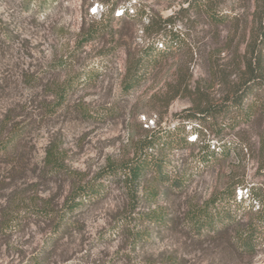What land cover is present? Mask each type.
Returning <instances> with one entry per match:
<instances>
[{"label": "rangeland", "instance_id": "374dc122", "mask_svg": "<svg viewBox=\"0 0 264 264\" xmlns=\"http://www.w3.org/2000/svg\"><path fill=\"white\" fill-rule=\"evenodd\" d=\"M191 1L0 0V264H34L38 257L42 264H126L127 256L156 263L264 264V250L240 254L224 237L195 233L187 219L192 207L238 181L237 196L246 198L251 187L264 196V121L246 123L242 110L223 102L244 70L252 36L264 31L263 0H219L230 19L218 27ZM113 4L134 16L112 14ZM148 18L170 22L167 29L177 31L186 46L154 69L143 57L140 71L147 76L126 92L122 82L130 61L153 40L168 42L144 30ZM94 22H103L100 33L85 42ZM209 55L219 59L217 75ZM178 77L219 99L212 117L188 118L192 98L173 97L170 87ZM154 128L193 140L153 153L168 162L169 180L154 186L148 171L132 194L124 177L98 178L109 162L132 159ZM205 144L215 149L214 165L196 159ZM227 144L239 153L230 149V156L221 157ZM50 151L58 153L56 165ZM176 170L184 183L172 178ZM89 182L94 199L68 213L72 226L51 239L55 222L41 209L63 214L66 197ZM152 188L157 198L150 196ZM4 212L15 218L10 228L2 226ZM129 212L164 217L135 249L116 226Z\"/></svg>", "mask_w": 264, "mask_h": 264}, {"label": "trees", "instance_id": "16d2710c", "mask_svg": "<svg viewBox=\"0 0 264 264\" xmlns=\"http://www.w3.org/2000/svg\"><path fill=\"white\" fill-rule=\"evenodd\" d=\"M98 2V1H97ZM99 3V2H98ZM101 3V2H100ZM196 3L197 9L204 12L209 19L211 26L218 27L225 25L229 22V15L222 13L221 2L219 0H194L190 2L193 6ZM104 4V3H103ZM107 6V4H104ZM264 6V0H263ZM118 8L117 4H113L111 7L112 14ZM107 9L106 11H108ZM262 16L264 17V7L262 9ZM122 13L130 16H134L133 12L130 13L128 9H123ZM103 16V15H102ZM148 23L144 27V30L148 34L161 35L167 37L168 42H153L148 43L141 52L139 57H135L132 62L127 66L126 74L122 82L123 90L128 92L141 84L143 79L147 76L146 72H141L143 57L148 59L149 65H152V69L163 66V63L167 62L170 56L181 51L185 46L184 38L174 31L173 29H167L170 22L164 21L165 24H160L154 19H147ZM263 20V19H262ZM168 22V23H167ZM264 22V21H263ZM103 26V22H94L86 32L85 42L91 40V37L100 33V27ZM264 31L260 29L254 36H252L251 42L246 48L247 54L243 56L244 70L240 74L238 81L233 82L230 86L229 93L223 98L224 104L227 108L234 107L235 109L242 110L240 113L242 119L246 123L255 124L264 121V95L261 97L259 94H264ZM220 52H222L220 50ZM207 60L210 62L212 68L211 73L217 75L220 71V64L214 56H208ZM178 83L170 86L173 97L178 94H186V96L192 98L194 107H191L188 111L192 114L188 115V118L195 120H203L202 117H212L214 114L211 109L213 105L219 100L212 99L205 94V91L201 86L196 88L191 86L187 81L181 80L178 77ZM226 81L221 79L220 83ZM63 91V89H62ZM61 93V92H60ZM256 93L255 98H250L249 94ZM62 98L63 94H59ZM189 119V120H190ZM148 131V129H146ZM165 133L170 135V132L163 131L155 128L140 141L135 150L132 159L122 162L121 164L108 163L105 168L100 172L98 178L103 177H124V182L135 193L137 184L146 179V174L151 171V182L156 184L164 183L171 178L170 172L166 169L169 165L168 162L153 153L165 152L172 150L182 143H193L192 139H188L187 135H168V138H164ZM227 144L221 149V157L230 156V149L234 150L235 155L239 153L238 146H232ZM153 150L154 152H149ZM215 149L211 148L210 144H205L202 147V152L196 159L205 163L206 166L214 165L218 162V157L215 154ZM54 165L59 161L58 153L50 151L49 153ZM260 168L264 171V140L261 147L260 156ZM177 171L175 182L184 183L185 177ZM243 182H236L228 184L222 191L215 192L208 200L202 205L194 206L187 212V219L189 221L190 228L195 232L210 239L226 238L230 245L237 250L240 254H255L264 250V196H261V189L251 187L246 189V198L243 194L237 196L236 188ZM245 187V186H243ZM93 182L77 185L73 191L66 197L63 204V214H54L53 210L49 208L41 209L43 215L49 220H54L55 225L51 228L50 238L57 239L56 237H62L67 229L72 226L71 220L67 219V214L72 213L85 201H91L94 197ZM151 197L157 198L158 193L152 188L150 194ZM94 199V198H93ZM250 200L247 206L244 204ZM255 202V203H252ZM260 202V204H256ZM238 205L242 206V211L238 209ZM237 211H236V210ZM129 214V215H128ZM128 216L124 218L123 222H118L119 227L127 238L131 241V246L135 249L138 245L149 240L147 231L152 225L160 224L164 221L162 214H132L127 213ZM2 226L10 228L13 225L15 218L9 212H4L2 215ZM129 219V220H128ZM134 219V220H133ZM138 219L139 221H136ZM148 219L149 221H146ZM56 220V221H55ZM134 221V222H132ZM149 223L147 226H141V224ZM139 223V224H138ZM55 237V238H54ZM126 264H178V262L169 260L163 263H156L150 260H138L131 256H127ZM42 258H33L34 264H42Z\"/></svg>", "mask_w": 264, "mask_h": 264}, {"label": "built area", "instance_id": "2783aa9c", "mask_svg": "<svg viewBox=\"0 0 264 264\" xmlns=\"http://www.w3.org/2000/svg\"><path fill=\"white\" fill-rule=\"evenodd\" d=\"M98 6H99V3L97 2L95 8L98 7ZM122 11H123V9H119V7L115 10V12L117 13V15H119L120 13H122Z\"/></svg>", "mask_w": 264, "mask_h": 264}]
</instances>
